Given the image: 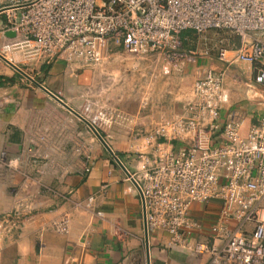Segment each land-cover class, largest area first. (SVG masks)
<instances>
[{
	"label": "crops",
	"instance_id": "crops-1",
	"mask_svg": "<svg viewBox=\"0 0 264 264\" xmlns=\"http://www.w3.org/2000/svg\"><path fill=\"white\" fill-rule=\"evenodd\" d=\"M3 9L0 0V30L6 22ZM251 37L264 41V35ZM236 38L232 47L239 44ZM4 39L21 50L22 60L16 66L74 112L80 114L91 105L93 110L118 114L99 134L115 154H124L122 163L130 172L137 164L136 133L142 136L162 118L178 116L193 100L194 82L208 70L222 76L229 93V103L220 112L221 124L231 117L240 119L245 135L264 111V85L253 76L258 68L222 62L210 52L181 54L176 60L154 55L142 61L113 48L102 65L80 66L35 54L14 32L5 31ZM143 64L157 76L136 86L134 74L127 77L123 72L141 70ZM249 90L262 92L254 96ZM86 166L91 168L88 174L83 173ZM130 186L83 122L0 58V264H146L141 198ZM88 197L94 198L92 212L84 206ZM20 198L37 209L10 228L5 216ZM218 207L191 206V221L203 227L187 234L190 245L220 246L210 231L218 220ZM65 214L69 231L56 234L51 222ZM148 248L150 264H210L208 254L174 245L162 230L148 234Z\"/></svg>",
	"mask_w": 264,
	"mask_h": 264
},
{
	"label": "built area",
	"instance_id": "built-area-1",
	"mask_svg": "<svg viewBox=\"0 0 264 264\" xmlns=\"http://www.w3.org/2000/svg\"><path fill=\"white\" fill-rule=\"evenodd\" d=\"M3 2L6 22L0 30V57L14 66L22 53L4 39L7 30L26 40L37 55L80 66L102 65L113 48L132 58L156 55L176 60L182 58L181 34L190 30L238 37L237 47L218 49V59L264 72V41L251 37L264 35V0ZM249 91L254 96L262 92ZM192 98L178 116L162 118L142 136L136 133L137 164L133 172L127 169L130 177L123 174L129 190L138 192L131 180L139 189L147 232H167L174 245L208 254L210 264H264V111L245 135L240 119L231 117L221 124L220 112L229 103V93L222 86V76L210 70L194 82ZM79 115L98 133L119 118L116 112L93 110L91 105ZM90 171L89 166L83 169L84 174ZM195 203L219 205L218 220L210 231L220 246L190 245L187 234L203 227L189 217ZM93 204V197L84 202L91 212ZM36 209L30 200L20 198L4 222L17 227ZM93 214L102 217L101 212ZM51 228L56 234H67L69 216L52 221Z\"/></svg>",
	"mask_w": 264,
	"mask_h": 264
},
{
	"label": "rangeland",
	"instance_id": "rangeland-1",
	"mask_svg": "<svg viewBox=\"0 0 264 264\" xmlns=\"http://www.w3.org/2000/svg\"><path fill=\"white\" fill-rule=\"evenodd\" d=\"M182 35H183V39H182L183 44H182V50L180 53L185 56H192L190 52L194 54H198L201 51H206V52H210L213 54H217V51L220 48L230 49L232 47V43L236 42L235 39H237L236 37L234 38L230 37L234 35H231V34L228 35V32H222V31H207L202 34H197V33H194L188 30L182 33ZM118 53L119 52H117V54ZM152 56L154 55H147L143 58L152 57ZM226 56L227 58H229L230 54H227ZM143 58H134V59L145 61L146 59H143ZM153 61H155V59H153ZM143 65H140L141 70L136 69V71L134 72L132 70H129L128 72H123V74L128 75L127 77H131V75L134 74L136 86H139V84H142L140 81H143V83L147 81V83H149L151 81L150 79L152 78L154 79L155 76H157L156 75L157 72ZM153 65H154V62H153ZM56 89L60 90V88L58 87H56ZM116 155L118 156L121 162L125 161L123 159L124 154L118 153Z\"/></svg>",
	"mask_w": 264,
	"mask_h": 264
},
{
	"label": "water",
	"instance_id": "water-1",
	"mask_svg": "<svg viewBox=\"0 0 264 264\" xmlns=\"http://www.w3.org/2000/svg\"><path fill=\"white\" fill-rule=\"evenodd\" d=\"M1 58V57H0ZM8 66L13 68L17 73H19L21 76H23L25 79L33 83L36 87H38L40 90L45 92L50 98H52L54 101H56L58 104H60L62 107H64L67 111H69L71 114H73L76 118H78L81 122H83L94 134V136L98 139V141L101 143L103 148L107 151L111 159L115 162V164L119 167V169L127 176L130 177V173L127 170V168L123 165V163L119 160L118 156L111 150L109 145L105 142V140L102 138V136L97 132V130L91 126L85 119H83L77 112H74L70 108H68L63 102H61L56 96L51 94L47 91L46 88H44L39 82L31 78L28 74L23 72L20 68L10 64L5 59L1 58ZM254 80L257 81L259 84L264 85V72H261L257 69L253 72ZM132 184L137 188L138 192L139 189L135 182L131 180ZM140 193V192H139ZM142 215H143V230H144V247H145V254H146V264H150L149 262V248H148V232L145 224V213H144V207L142 208Z\"/></svg>",
	"mask_w": 264,
	"mask_h": 264
},
{
	"label": "trees",
	"instance_id": "trees-1",
	"mask_svg": "<svg viewBox=\"0 0 264 264\" xmlns=\"http://www.w3.org/2000/svg\"><path fill=\"white\" fill-rule=\"evenodd\" d=\"M190 31V30H189ZM186 32V31H185ZM192 32H194V31H192ZM184 33V32H183ZM195 33V32H194ZM181 39H183V35L181 34ZM237 42V41H236ZM183 44V43H182Z\"/></svg>",
	"mask_w": 264,
	"mask_h": 264
}]
</instances>
